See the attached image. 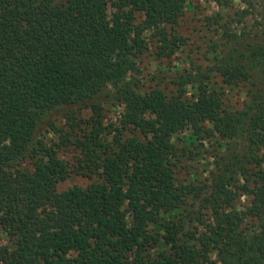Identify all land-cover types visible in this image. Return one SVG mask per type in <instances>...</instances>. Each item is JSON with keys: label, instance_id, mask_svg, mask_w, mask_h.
I'll return each instance as SVG.
<instances>
[{"label": "trees", "instance_id": "16d2710c", "mask_svg": "<svg viewBox=\"0 0 264 264\" xmlns=\"http://www.w3.org/2000/svg\"><path fill=\"white\" fill-rule=\"evenodd\" d=\"M185 3L117 0L109 15L108 0H0L3 264H264V33L233 34L209 73L189 72L177 94L126 81L147 48L143 32L176 24ZM210 73L245 86L242 109L224 107ZM107 84L124 105L109 141L98 100ZM86 108L94 115L78 118ZM58 114L75 162L33 141ZM184 125L190 142H235L210 184L175 181L172 137ZM72 172L96 179L60 190ZM237 193L245 208L234 206ZM197 198L207 218L190 210Z\"/></svg>", "mask_w": 264, "mask_h": 264}, {"label": "rangeland", "instance_id": "374dc122", "mask_svg": "<svg viewBox=\"0 0 264 264\" xmlns=\"http://www.w3.org/2000/svg\"><path fill=\"white\" fill-rule=\"evenodd\" d=\"M186 0L185 9L176 24H162L143 32L146 50L136 57L135 68L129 72L126 81L134 84L139 92H147L159 88L169 96L177 94L183 88L181 82L189 72L203 71L209 73L214 64V56L224 54L228 49L227 39H233V34H248L254 36L259 30L264 33V0ZM117 0H108V14L116 9ZM143 15L137 14V20ZM211 84L223 92L224 107L227 110H240L243 108L246 97L244 85L230 86L221 82L218 74L210 73ZM187 97H191L194 88L186 87ZM117 86L107 84L98 94L101 106L102 121L105 126L104 138L112 139L120 127L119 120L124 105L116 93ZM94 115L90 108L78 113V118H89ZM151 117V115H149ZM55 125H44L34 134L35 144L41 142L51 151L55 150L58 158L67 162H75L73 147L62 143L65 133L70 131L67 121L62 114L54 115ZM193 129L184 125L173 137L175 156L171 157L174 169V178L177 183H192L199 185L210 184L216 171V161L221 155H227L226 144L234 145V140H226L218 135L203 140L188 141V135ZM241 144V143H240ZM46 160V156H45ZM22 164H29L23 160ZM52 164V163H51ZM70 173L59 183V189L72 185H87L96 177ZM204 196V195H202ZM190 210L200 211L203 218L209 216V210L201 207V199H191ZM248 203L246 194L237 193L234 206L245 208ZM8 201L0 204V212L7 207ZM53 209V205L44 206L40 214L44 215ZM247 219L245 226L252 225ZM5 227L0 224V249L7 244L8 238ZM0 264H3L0 261Z\"/></svg>", "mask_w": 264, "mask_h": 264}]
</instances>
